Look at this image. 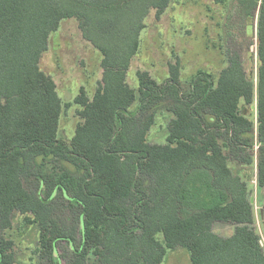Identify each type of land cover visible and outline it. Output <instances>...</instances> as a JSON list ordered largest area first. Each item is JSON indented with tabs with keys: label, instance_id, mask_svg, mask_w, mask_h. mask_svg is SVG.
Wrapping results in <instances>:
<instances>
[{
	"label": "trees",
	"instance_id": "16d2710c",
	"mask_svg": "<svg viewBox=\"0 0 264 264\" xmlns=\"http://www.w3.org/2000/svg\"><path fill=\"white\" fill-rule=\"evenodd\" d=\"M239 1L258 7L256 85L228 50L215 78L198 70L182 80L176 60L162 82L139 70L132 87L145 18L172 0H0V264L15 263L6 235L15 212L37 229L39 264H159L175 248L190 264H264V208L261 237L250 180L230 164L252 163L242 153L256 133L264 186V0ZM67 18L99 51L102 74L91 98L82 86L73 98L81 120L66 142L39 60ZM255 97L256 125L246 111ZM159 113L167 134L151 143ZM215 222L232 234L215 233Z\"/></svg>",
	"mask_w": 264,
	"mask_h": 264
},
{
	"label": "rangeland",
	"instance_id": "374dc122",
	"mask_svg": "<svg viewBox=\"0 0 264 264\" xmlns=\"http://www.w3.org/2000/svg\"><path fill=\"white\" fill-rule=\"evenodd\" d=\"M257 12L258 7L244 6L239 0H228L224 5L213 0H172L159 19L155 18L152 9L145 18L138 51L127 70V82L136 87L135 73L139 70L147 71L157 82H162L167 76L168 64L176 60L180 62L182 80H187L198 70L215 78L226 64V51L237 50L256 85ZM250 53H253L252 60ZM100 57L99 51L83 38L74 18L61 20L58 29L48 38V47L41 55L39 67L52 77L61 99L58 127L61 140L69 141L81 120L77 114L79 107L73 103L79 87H84L89 98L93 96L102 74ZM255 105L256 97L246 111L256 125ZM159 114L147 134L151 143L164 142L167 134L169 116ZM257 147L255 133L251 146L242 153L244 156L251 154L252 163L230 164L234 166L233 170L243 171L250 180L255 226L263 237L258 215L264 208V186L258 187L256 181ZM21 223L22 215L15 212L13 226L6 231L7 237L14 241V264H39L35 252L37 229L34 225L23 226ZM233 229V224L224 222H215L212 228L221 236L232 234ZM159 264H190L188 252L183 248L168 249Z\"/></svg>",
	"mask_w": 264,
	"mask_h": 264
},
{
	"label": "water",
	"instance_id": "95a60500",
	"mask_svg": "<svg viewBox=\"0 0 264 264\" xmlns=\"http://www.w3.org/2000/svg\"><path fill=\"white\" fill-rule=\"evenodd\" d=\"M250 201L252 202V198H250Z\"/></svg>",
	"mask_w": 264,
	"mask_h": 264
}]
</instances>
